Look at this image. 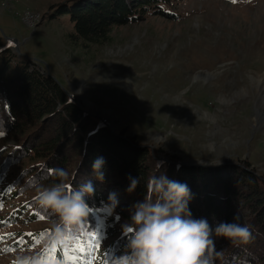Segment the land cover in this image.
Here are the masks:
<instances>
[{
  "label": "rangeland",
  "instance_id": "374dc122",
  "mask_svg": "<svg viewBox=\"0 0 264 264\" xmlns=\"http://www.w3.org/2000/svg\"><path fill=\"white\" fill-rule=\"evenodd\" d=\"M74 1L0 0V50L53 76L99 124L124 130L160 160L210 168L231 160L264 180V0H173L163 6L173 17L116 26L105 45L71 38L69 15L51 18ZM24 137L0 138V195L10 189L0 207V264L38 255L56 234L57 220L26 214L5 223L49 184L25 185L38 159L8 162ZM96 213L116 231L99 242L103 253L130 220L109 206ZM43 230L35 245L31 235Z\"/></svg>",
  "mask_w": 264,
  "mask_h": 264
},
{
  "label": "trees",
  "instance_id": "16d2710c",
  "mask_svg": "<svg viewBox=\"0 0 264 264\" xmlns=\"http://www.w3.org/2000/svg\"><path fill=\"white\" fill-rule=\"evenodd\" d=\"M171 1L77 0L72 6H55L57 11L51 18L69 15L75 29L71 38L86 44L105 45L116 26L135 24L150 14L173 17L163 10ZM29 63L18 59L11 49L0 50V138L15 131L25 136L8 162L14 164L29 157L39 160L27 175L25 185L29 188L41 182H58L52 170L60 168L67 173L68 188L73 190L90 181L94 193L86 197L89 215L83 227L64 229L62 226L66 235L60 238L50 232L48 236L52 239L47 247L23 261L28 264H109L117 252L128 250L130 237L123 235L102 253L99 242L113 237L116 231L96 212L109 206L130 220L135 205L152 195L148 187L150 178L163 175L187 185L190 192L187 207L193 219L206 220L214 230L220 222H233L238 216L237 223L250 227L251 242L240 246L213 235L212 264H264L263 179L240 163L210 168L183 165L179 157L160 160L156 149L138 144L124 130L116 133L99 124L70 99L53 76L32 68ZM100 157L105 161L103 182L95 178L92 170L93 162ZM132 178L139 183L130 192ZM9 190H1L0 207ZM110 194L115 196L114 207L109 201ZM26 214L34 222L57 220L37 198L24 204L5 223ZM91 231L98 233L95 249L88 239ZM44 233L43 230L31 235L32 242L38 245ZM78 242L84 246L81 251L74 250ZM18 262L21 260L12 264Z\"/></svg>",
  "mask_w": 264,
  "mask_h": 264
},
{
  "label": "clouds",
  "instance_id": "9594fccd",
  "mask_svg": "<svg viewBox=\"0 0 264 264\" xmlns=\"http://www.w3.org/2000/svg\"><path fill=\"white\" fill-rule=\"evenodd\" d=\"M104 163L100 157L92 165L100 182L104 180ZM52 173L58 182L38 185L36 195L39 204L57 218L54 228L60 238L66 235L62 226L79 229L87 222L86 197L93 195L94 188L89 181L69 190L67 173L60 168L53 169ZM138 183L132 178L128 191H134ZM148 187L152 195L135 205L130 221L123 226L124 234L130 237L129 251L112 259L111 264H212L213 235L228 240L233 246L251 242L250 227L237 223L238 216L233 222H220L214 230L206 220L193 219L187 207L190 192L186 184L162 175L150 178ZM109 201L114 207V194H110Z\"/></svg>",
  "mask_w": 264,
  "mask_h": 264
},
{
  "label": "snow or ice",
  "instance_id": "6c2138e0",
  "mask_svg": "<svg viewBox=\"0 0 264 264\" xmlns=\"http://www.w3.org/2000/svg\"><path fill=\"white\" fill-rule=\"evenodd\" d=\"M232 2H236V0H232ZM0 135H2V133H0ZM69 190H71V189L69 188ZM41 218H43V217H41ZM88 239L90 241H92L91 247H93L94 249L96 247H98V242H97L98 241V233L97 232L91 231L88 234ZM83 248H84L83 244L78 242L77 246L74 250L75 251H81V250H83ZM18 264H28V261L18 262Z\"/></svg>",
  "mask_w": 264,
  "mask_h": 264
},
{
  "label": "water",
  "instance_id": "95a60500",
  "mask_svg": "<svg viewBox=\"0 0 264 264\" xmlns=\"http://www.w3.org/2000/svg\"><path fill=\"white\" fill-rule=\"evenodd\" d=\"M9 41H12V42H14L15 44H17V42L16 41H14L13 39H8ZM70 99L74 102V103H76L77 105H79L80 106V102H79V100L78 99H76V97H73V96H70ZM101 120V122L106 126V127H108L110 130H112L113 131V127H112V124L110 123V122H108L107 120H105V119H100ZM227 163H232L233 161H231V160H227L226 161ZM184 164V163H183ZM187 165H193V166H196V165H202L200 162H198V161H190V163L189 164H187Z\"/></svg>",
  "mask_w": 264,
  "mask_h": 264
}]
</instances>
